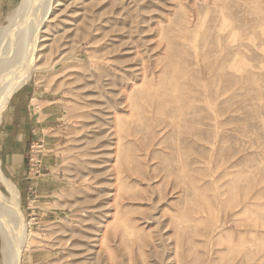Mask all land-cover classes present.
I'll list each match as a JSON object with an SVG mask.
<instances>
[{
    "label": "rangeland",
    "instance_id": "374dc122",
    "mask_svg": "<svg viewBox=\"0 0 264 264\" xmlns=\"http://www.w3.org/2000/svg\"><path fill=\"white\" fill-rule=\"evenodd\" d=\"M21 28L22 264H264V0H54L20 58Z\"/></svg>",
    "mask_w": 264,
    "mask_h": 264
},
{
    "label": "bare ground",
    "instance_id": "6f19581e",
    "mask_svg": "<svg viewBox=\"0 0 264 264\" xmlns=\"http://www.w3.org/2000/svg\"><path fill=\"white\" fill-rule=\"evenodd\" d=\"M37 1L38 0H21L20 4L13 11L10 12L7 18L8 23L0 28V44H5L6 42L8 44L9 41L13 39L15 34H17L19 27H22L20 29L21 31L19 32L20 35L18 37V40L15 41L16 48L13 51V55H17L19 57L20 56L26 57V55L30 53L28 52L30 48L32 49V51L33 50L35 51L40 46L39 41L41 38L40 36L41 29L44 27V23L48 19V15L51 12L52 7L54 5V0H44V3H43V0H40L39 4L42 2L43 9L40 10L39 16H38V10H37V7L39 4L38 5L35 4ZM29 15L31 16V20H30L31 26H30V21L27 20ZM32 20H34V22ZM33 24L36 26L33 27ZM20 67L17 68L13 73H11L13 75H9L10 73L8 71L9 74L3 75V76H6V77L10 76V78L5 79L4 82L0 81V117L2 116V113L7 106V102L10 99L15 88L18 85L25 83L30 79V76L32 74L31 71L33 69L24 76L23 73L25 71H21L19 73L17 72L20 70ZM7 70H3V72ZM24 70H25V67H24ZM0 80L2 79L0 78ZM0 181L4 183L7 186V189L11 192V199H8L0 190V229L2 232L3 247L5 248L3 258H2L3 263L4 264H22L21 256L23 255V249H22L23 247L22 241H24L23 237H26L27 239H29V241L26 240V242L30 244L31 237H32L31 236L32 231L27 230L26 226H21L22 228L20 227L21 221H19L16 216V212L18 208L17 203L19 200L17 198L15 189L13 187L14 185H12V183L3 173L1 168H0ZM13 235H18L20 239L19 248H15L13 245Z\"/></svg>",
    "mask_w": 264,
    "mask_h": 264
},
{
    "label": "crops",
    "instance_id": "0c3cea01",
    "mask_svg": "<svg viewBox=\"0 0 264 264\" xmlns=\"http://www.w3.org/2000/svg\"><path fill=\"white\" fill-rule=\"evenodd\" d=\"M13 97L11 96L10 99ZM25 98L26 94H17V103L5 109L6 113L5 118L2 117V122L4 121V123L0 135L2 155L7 168L13 175H18L19 177H24V175L26 177L27 169L24 165V154L28 151L32 140L38 139L40 136L39 130L36 129L37 126L33 125L32 119L24 112L25 107L21 103L26 101ZM26 179L29 180L28 178ZM27 180L25 183L28 186L29 182Z\"/></svg>",
    "mask_w": 264,
    "mask_h": 264
},
{
    "label": "built area",
    "instance_id": "2783aa9c",
    "mask_svg": "<svg viewBox=\"0 0 264 264\" xmlns=\"http://www.w3.org/2000/svg\"><path fill=\"white\" fill-rule=\"evenodd\" d=\"M34 167H36V166H34ZM35 170V173H40V170L39 169H37V167L36 168H32L31 169V171L33 172Z\"/></svg>",
    "mask_w": 264,
    "mask_h": 264
}]
</instances>
